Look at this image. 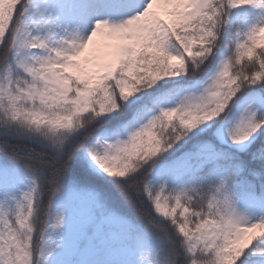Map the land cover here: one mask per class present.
I'll return each instance as SVG.
<instances>
[{
	"label": "snow or ice",
	"instance_id": "1",
	"mask_svg": "<svg viewBox=\"0 0 264 264\" xmlns=\"http://www.w3.org/2000/svg\"><path fill=\"white\" fill-rule=\"evenodd\" d=\"M0 264H264V0H0Z\"/></svg>",
	"mask_w": 264,
	"mask_h": 264
}]
</instances>
